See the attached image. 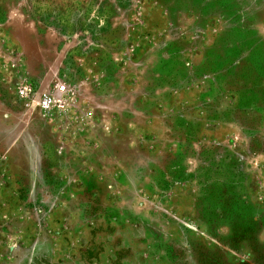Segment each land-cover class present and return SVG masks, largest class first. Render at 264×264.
Wrapping results in <instances>:
<instances>
[{
  "label": "rangeland",
  "instance_id": "rangeland-1",
  "mask_svg": "<svg viewBox=\"0 0 264 264\" xmlns=\"http://www.w3.org/2000/svg\"><path fill=\"white\" fill-rule=\"evenodd\" d=\"M13 12L93 91L55 121L79 157L23 124L48 94ZM205 247L264 263V0H0V264H206Z\"/></svg>",
  "mask_w": 264,
  "mask_h": 264
},
{
  "label": "crops",
  "instance_id": "crops-1",
  "mask_svg": "<svg viewBox=\"0 0 264 264\" xmlns=\"http://www.w3.org/2000/svg\"><path fill=\"white\" fill-rule=\"evenodd\" d=\"M5 28L12 35L15 44L14 48L20 50L21 53L19 55L33 65L31 69L28 68L27 70L34 73L30 76L38 86L39 93L48 94L53 101L51 115H49L41 110L39 105L41 97L36 98L34 101L36 103H32L31 106L27 105L28 107L24 110L23 124L27 127L33 118L41 117L44 123L49 125L52 140L56 146L55 154L60 157H79L75 150V145L78 142L76 140L69 142L60 131H56L59 129H54V126L58 125V122H55L58 118L68 115L73 108L82 109L84 106L90 105L89 103L93 105L94 94L88 82L81 80L75 83L71 78L62 76L61 67L67 49L58 50L55 54L50 55L51 52L44 46L45 41L49 46H54L57 41L62 43L61 40H57L55 31L46 30L41 37L38 36L36 23L30 21L20 12L10 13L6 20ZM39 138H41V135H39ZM30 148L28 150L31 152L32 148ZM93 149L88 151V153L92 152ZM101 167L102 173L112 169L108 162L106 166ZM70 173L75 175L77 172L72 170Z\"/></svg>",
  "mask_w": 264,
  "mask_h": 264
},
{
  "label": "built area",
  "instance_id": "built-area-1",
  "mask_svg": "<svg viewBox=\"0 0 264 264\" xmlns=\"http://www.w3.org/2000/svg\"><path fill=\"white\" fill-rule=\"evenodd\" d=\"M17 93L20 98L29 100L35 96V91L32 84L28 81H22L17 88ZM52 98L49 95H43L39 101V105L44 109L48 110L52 106Z\"/></svg>",
  "mask_w": 264,
  "mask_h": 264
},
{
  "label": "trees",
  "instance_id": "trees-1",
  "mask_svg": "<svg viewBox=\"0 0 264 264\" xmlns=\"http://www.w3.org/2000/svg\"><path fill=\"white\" fill-rule=\"evenodd\" d=\"M243 76H246V75L244 74ZM250 88L251 87L247 88V90H244V92H242L240 99H242L247 94V91ZM200 254L201 255L199 257H197V261L198 262L200 261V263L203 262V260H204L206 264H220V262H221V264H231L229 262H225L224 260H222V255L218 254V252H215L212 247L211 248H209V247L203 248V252H201ZM200 257H201V259H200ZM254 262H256V261H254ZM258 263H259V261H258ZM186 264H188V263L186 262ZM238 264H244V263L240 262ZM259 264H264V263H259Z\"/></svg>",
  "mask_w": 264,
  "mask_h": 264
}]
</instances>
